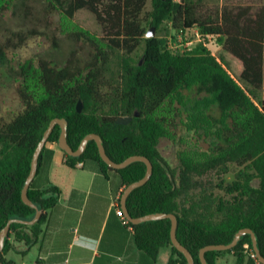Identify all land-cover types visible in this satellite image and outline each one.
<instances>
[{
	"label": "trees",
	"instance_id": "obj_1",
	"mask_svg": "<svg viewBox=\"0 0 264 264\" xmlns=\"http://www.w3.org/2000/svg\"><path fill=\"white\" fill-rule=\"evenodd\" d=\"M16 1L0 0V20ZM46 2L50 12H59L67 20L80 10L90 11L103 27L104 36L72 29L76 40L92 48L84 66L73 59L63 67L46 59H29L12 69L22 110L10 121H0V231L10 219L29 221L35 217L36 210L23 202L22 190L38 144L51 121L59 118L68 121V143L75 150L87 135L97 134L116 163L135 155L151 160L153 175L129 196V212L134 218L154 213L176 215L178 240L196 264H201L202 248L229 244L245 228L256 232L264 256V4L204 9L202 0ZM166 21L184 33L197 29L205 41L218 39L225 56L174 52L166 39L147 38L152 28L160 31ZM141 45L144 52L136 61L133 55ZM233 61L242 65L240 73L234 72ZM113 62H118L120 71L118 80L109 82ZM175 102L190 106V130L213 139L208 151H180L178 168L159 150L162 138L174 139L170 107ZM125 117L133 119L127 125L117 123ZM60 134L57 125L47 144H58ZM46 151L47 145L39 169ZM64 154L65 164L71 168L91 160L106 178L118 174L123 191L147 171L142 162L120 170L110 168L95 141L89 142L80 157ZM231 165L238 169L235 179L221 186L229 200L211 192L193 195L199 186L197 179L211 172L228 174ZM61 195L56 185L36 189L32 183L29 198L43 214L32 226L11 225L0 264H13L6 254L15 244H23L27 253L39 243ZM120 202L121 197L118 209ZM129 226L138 249L154 262L162 249L169 248L168 264H188L172 244L170 219ZM252 250L251 237L246 235L235 248L208 252L206 258L215 264L217 258L231 253L238 264H258L249 254Z\"/></svg>",
	"mask_w": 264,
	"mask_h": 264
},
{
	"label": "rangeland",
	"instance_id": "obj_2",
	"mask_svg": "<svg viewBox=\"0 0 264 264\" xmlns=\"http://www.w3.org/2000/svg\"><path fill=\"white\" fill-rule=\"evenodd\" d=\"M202 2L204 9L247 5L260 7L264 4V0H202ZM150 6L149 4L148 9ZM76 27L89 31L99 38L104 36L103 27L90 11L80 10L72 20H67L59 12H50L46 0H17L15 6L0 20V121H10L22 110L18 83L12 77V69H17L29 59L35 61L46 59L58 67L65 66L71 59L80 61L82 66L88 62L92 48L71 35L70 32ZM156 36L166 39L174 52L185 51L195 55L210 53L218 58L225 56L223 43L218 39L205 41L197 35V29L184 33L174 29L170 21H166L160 31L156 30ZM143 52L144 46L141 45L134 53V59L140 60ZM234 67L238 69V64L234 63ZM119 71L118 62H113L108 73L109 82L118 80ZM170 108L173 110L171 130L174 139L162 138L159 150L173 168H178L180 151L186 150L190 154L208 151L213 139L189 129L187 115L190 106H181L175 102ZM237 170L235 165H231V172L228 174L211 172L197 179L199 186L193 195H198L202 191L211 192L229 200L231 197L221 186L234 181ZM258 184V181L254 182L255 186Z\"/></svg>",
	"mask_w": 264,
	"mask_h": 264
},
{
	"label": "crops",
	"instance_id": "obj_3",
	"mask_svg": "<svg viewBox=\"0 0 264 264\" xmlns=\"http://www.w3.org/2000/svg\"><path fill=\"white\" fill-rule=\"evenodd\" d=\"M232 65L235 72L242 71L239 62L233 61ZM33 183L36 189L49 185L60 187L59 206L43 226L39 243L27 253L23 244H15L6 254L8 261L13 264H168L169 248L162 249L154 262L138 249L133 229L118 216V202L123 193L118 174L110 173L106 178L91 160L71 168L65 164V154L58 144H47ZM215 264L238 263L233 254L227 253L217 258Z\"/></svg>",
	"mask_w": 264,
	"mask_h": 264
},
{
	"label": "water",
	"instance_id": "obj_4",
	"mask_svg": "<svg viewBox=\"0 0 264 264\" xmlns=\"http://www.w3.org/2000/svg\"><path fill=\"white\" fill-rule=\"evenodd\" d=\"M155 36H156V29L152 28L147 33V38H153ZM82 110H83V104L80 102L78 104V112L81 113ZM132 119H133V117L120 118V119H118L117 123L120 125H127L132 121ZM57 125L60 126V129H61V134H60V138L58 141V146L64 153H66L67 155H69L71 157H80L86 151L89 142L95 141L97 143L99 153H100L102 160L112 169H115V170L124 169V168L128 167L129 165H131L132 163H135V162L144 163L147 167L146 174L142 179L130 184L129 186H127L125 188V190L123 191V194L121 196V210L123 211L125 217L133 225H139V224L149 222V221L170 219L172 222L171 240H172L173 246L180 253H182L185 256V258L188 261V264H196L195 258L193 257V255L178 240L177 229H178V223L179 222H178V218L176 215L165 214V213H154V214H149V215H145L142 217L134 218L131 216V214L129 212V209L127 207V200L129 198V196L131 195V193L134 190L144 186L151 179V177L153 175L154 166H153V163L151 162V160L145 156L135 155V156H131V157L127 158L125 161H123L121 163H116L108 156L106 149H105V146H104L103 139L101 136H99L97 134L87 135L81 141V144L78 147V149L75 150L68 143V121L66 119H59V118L53 119L51 121L48 129L44 133L42 140L38 144V146L34 152L33 158H32L30 174H29L28 178L26 179L25 185H24L23 190H22L23 202L26 205L30 206L31 208L35 209L36 215L32 220H29V221L19 220V219H10L8 221L6 226L0 231V255L2 254V252L5 248L6 239L9 235L12 224L21 223V224L32 226L40 220V218L43 214L42 210H40L39 207L29 198V189H30L32 183L34 182L35 177L38 173L40 156H41L44 148L47 145L49 137L51 136V134L53 133V131ZM246 235H249L251 237L253 251L257 256L258 261L260 262V264H264V256L261 253V250L259 248V242H258L257 234L255 231H253L252 229H249V228L239 230L235 234L234 239L229 244L209 245V246L202 248L200 250V253H199V258H200L201 264H209V262L206 258V254L208 252L231 250V249L235 248L239 244L241 238L243 236H246Z\"/></svg>",
	"mask_w": 264,
	"mask_h": 264
},
{
	"label": "built area",
	"instance_id": "obj_5",
	"mask_svg": "<svg viewBox=\"0 0 264 264\" xmlns=\"http://www.w3.org/2000/svg\"><path fill=\"white\" fill-rule=\"evenodd\" d=\"M169 48H170V47H169ZM184 52H185V51H184ZM184 52H183V53H184ZM181 53H182V52H181ZM118 216L121 218V220H122V222L124 223V225L129 226L130 221L125 217V215H124V213H123V211H122L121 209H118ZM129 227H130V226H129ZM249 254H250V256H251L252 259L256 260L257 263L260 264V262H259L258 259H257L256 254L254 253L253 250L250 251Z\"/></svg>",
	"mask_w": 264,
	"mask_h": 264
}]
</instances>
